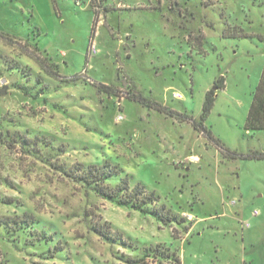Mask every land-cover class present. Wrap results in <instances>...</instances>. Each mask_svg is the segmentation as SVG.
Masks as SVG:
<instances>
[{
  "label": "rangeland",
  "instance_id": "obj_1",
  "mask_svg": "<svg viewBox=\"0 0 264 264\" xmlns=\"http://www.w3.org/2000/svg\"><path fill=\"white\" fill-rule=\"evenodd\" d=\"M106 5L90 38L87 0H0V216L17 221L0 224V264H177L154 254L164 249L180 264H264V159L240 156L264 152V130L244 127L264 65V0ZM228 25L244 35L224 36ZM209 89L203 124L219 143L191 124ZM90 165L116 170L104 185L127 178L156 201L139 210L101 197L82 173ZM162 204L176 219L154 215Z\"/></svg>",
  "mask_w": 264,
  "mask_h": 264
},
{
  "label": "trees",
  "instance_id": "obj_2",
  "mask_svg": "<svg viewBox=\"0 0 264 264\" xmlns=\"http://www.w3.org/2000/svg\"><path fill=\"white\" fill-rule=\"evenodd\" d=\"M80 0H75V3H78ZM190 1V0H188ZM112 1H107V0H87V3L89 5L92 6L93 12H94V16H93V21H92V26H91V37L92 38L95 35V27L96 24L99 21V16L109 10H111V8H109L106 4L110 3ZM223 35L224 36H232V35H239V36H243L244 33L242 32V30L237 27V26H227L223 29ZM0 36L4 37V38H8L9 34L5 33L4 31H0ZM42 59H46V57L44 58H38L39 62L41 63V65H43L45 71H47L48 74L55 76V77H59V74L57 73L58 71L55 70L53 67H57V63H45L43 64L44 60ZM87 56H86V62H87ZM25 76H27V74L23 73ZM92 84L97 88L98 91H104L107 93H111L112 92V86H110L109 84H105V83H97V82H92ZM217 88L222 87V84H215ZM128 99H132L135 101H138L140 103H143L145 105H147L150 108L156 109L160 112L163 113H167V114H171L172 111L165 105L153 101V100H148L146 98H143L142 95L137 92H130L127 96ZM214 100H215V91L214 89H209L206 91L205 95H204V100L202 103V107H201V112L199 115V119L198 120H192L191 124L194 127L195 130L203 133L204 135H206L208 137V139L212 140V141H216V143H219L218 140L216 138H214L211 134V132L209 130H206L203 122L206 119V117L208 116V114L210 113L213 104H214ZM187 119V117H186ZM189 119V118H188ZM244 127L246 130H264V65L262 68V73L259 79L258 84L254 87L253 91H252V100L246 115V120H245V124ZM230 155V153H227ZM233 155V154H232ZM241 157L245 158V159H264V152H258V151H250L247 154H240ZM82 173H85L84 178L88 181H90V183H94L95 186V191L98 195H100L103 198H107V199H114L115 197L119 200V202L121 203H129L131 202L132 205H134V207L136 209L142 210V205L146 204V203H154L156 201V197L154 196L153 191L147 192L144 187L142 185H140L139 183H136L133 188L130 190V186H129V182L127 178H123V182L119 185H116L114 187H109L107 185L103 184V180L109 176L112 175L114 173H116V170H112V168H108L106 170V168H101L98 167L96 165H90L88 166L86 169L82 170ZM125 190V192L121 195L120 191L121 190ZM154 215L157 216V218H159L163 223H169L172 220L176 219L175 215H172L171 212L165 208V206L159 205L158 207H156V209H154ZM16 219V218H15ZM14 218H11L9 216H0V224H4L7 227H11V225H14L15 223H17V221ZM33 219V217L31 216V214H25V218H21L20 223L21 222H31ZM94 229L96 231V233H98L101 236L104 237H108L111 238L112 234H113V230L111 228V226L108 223H96L94 225ZM115 235V234H114ZM119 236L120 233H119ZM116 237V235H115ZM162 254V255H166V256H171L173 257V259L175 260V262L177 264H180V259L175 256V254L173 252H170L169 249H164V250H155L154 254ZM132 263L136 264L138 263L137 260H132Z\"/></svg>",
  "mask_w": 264,
  "mask_h": 264
},
{
  "label": "built area",
  "instance_id": "obj_3",
  "mask_svg": "<svg viewBox=\"0 0 264 264\" xmlns=\"http://www.w3.org/2000/svg\"><path fill=\"white\" fill-rule=\"evenodd\" d=\"M107 1H114V0H107ZM89 53H90V54H95V53H97V48H96V46H95L94 43L91 44V46H90V48H89ZM253 213H254V214H257L258 211H257V210H254Z\"/></svg>",
  "mask_w": 264,
  "mask_h": 264
}]
</instances>
